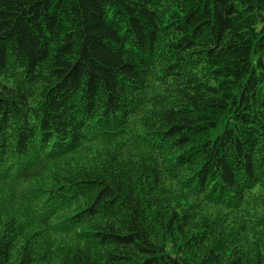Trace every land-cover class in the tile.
Returning a JSON list of instances; mask_svg holds the SVG:
<instances>
[{"label":"trees","instance_id":"1","mask_svg":"<svg viewBox=\"0 0 264 264\" xmlns=\"http://www.w3.org/2000/svg\"><path fill=\"white\" fill-rule=\"evenodd\" d=\"M0 264H264V0H0Z\"/></svg>","mask_w":264,"mask_h":264}]
</instances>
